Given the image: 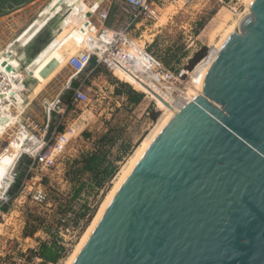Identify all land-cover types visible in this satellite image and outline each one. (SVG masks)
<instances>
[{"label":"rangeland","instance_id":"rangeland-1","mask_svg":"<svg viewBox=\"0 0 264 264\" xmlns=\"http://www.w3.org/2000/svg\"><path fill=\"white\" fill-rule=\"evenodd\" d=\"M156 1L161 10L160 20L143 22L131 35L177 73L182 69L192 72L202 59L193 63L195 56L204 47L205 56L210 52L213 33L218 39L225 31V23L212 28V21L222 8L226 16L230 14L229 21L248 12V0H197L192 5ZM41 5L44 8H38L40 12L22 34L26 43L41 32L47 36L45 43L37 45L27 65L32 70L29 75L34 78L30 99H35L36 108L13 113V108L3 102L4 108H0V264H65L96 217L122 167L173 100L158 97L133 73L123 70L117 76L105 66L91 64L87 72L75 73L69 64L70 56L91 48L94 44L91 38H97L96 29L89 23L94 7L85 0H49ZM235 29L238 31V25ZM2 51L0 47L1 55ZM65 54L69 55L63 64L48 76L55 62ZM18 63L13 60V64ZM2 66L7 72L13 69L11 64ZM187 79L190 80V75ZM79 85L89 91L87 104L73 102L74 88ZM61 93L66 100L61 99L59 105L67 104V107L64 111L53 109L48 131L51 134L73 127L75 132L52 166L31 169L35 150L31 149L30 140L37 141L39 134H44L42 126L47 120L44 99L52 102ZM136 93L143 94L139 102L135 101ZM17 98L21 106L27 97L18 94ZM29 116L39 125L34 134L21 131ZM24 144L29 147L25 148ZM19 179L18 190L12 196L9 190ZM9 183L11 186L5 191ZM60 246L64 247L62 257L58 262H48L46 254Z\"/></svg>","mask_w":264,"mask_h":264},{"label":"water","instance_id":"water-1","mask_svg":"<svg viewBox=\"0 0 264 264\" xmlns=\"http://www.w3.org/2000/svg\"><path fill=\"white\" fill-rule=\"evenodd\" d=\"M248 5L71 264H264V0ZM24 57L27 66L32 58Z\"/></svg>","mask_w":264,"mask_h":264},{"label":"built area","instance_id":"built-area-1","mask_svg":"<svg viewBox=\"0 0 264 264\" xmlns=\"http://www.w3.org/2000/svg\"><path fill=\"white\" fill-rule=\"evenodd\" d=\"M85 1L94 7L90 13L89 23L96 29L97 38H91L94 42L93 47L85 48L70 56L69 64L75 72L78 74L87 72L94 59L95 66H105L115 74L120 70L137 73L136 75L146 79L151 90L161 97H175L180 94V91H183L191 81V70L182 69L179 73L172 71L145 46L138 45L137 40L131 35L132 30L138 29L142 21L158 22L160 20L161 10L156 0H113L110 2L109 0H99L98 4L95 0ZM118 1L122 4L121 15H125L124 17L127 19L125 25L117 27L113 25V22L118 18L119 8L116 5ZM167 1L174 4L192 5L197 0ZM112 12H114L113 15ZM2 50L3 54H0V108H4L2 102L7 103L9 108H13V113H16L18 110L28 108L32 102L29 100V96H26L24 104L16 106L18 94L28 92L33 77L29 75L31 70L21 62L22 57L17 51L10 48ZM13 60H17L20 64H13ZM3 63L11 64L13 69L7 72L2 66ZM116 75L118 76V74ZM189 75L190 80L187 79ZM89 101L90 94L86 88L81 85L74 88L73 102L87 104ZM59 102H61V97L54 103H51L48 98L44 99L47 120H44L42 126L44 134H39V137L36 135L37 141L30 140L32 141L31 149L35 150L32 152L34 158L30 166L31 169L35 166L43 168L52 166L56 158L66 150L71 135L75 132L73 127L63 132L53 131L51 134L48 131L53 109L58 107L63 108L64 111L66 108V106L61 107ZM38 126L37 123L35 124V120L29 116L26 123L21 125V131L33 133V130L35 131Z\"/></svg>","mask_w":264,"mask_h":264},{"label":"bare ground","instance_id":"bare-ground-1","mask_svg":"<svg viewBox=\"0 0 264 264\" xmlns=\"http://www.w3.org/2000/svg\"><path fill=\"white\" fill-rule=\"evenodd\" d=\"M97 3V2H96ZM247 5V10L248 12L251 11V8H250V5H248V3L246 4ZM245 14V13H243ZM230 17V14L229 16H226L225 15V11L224 9L222 8L216 15H215V18L213 19L212 21V28H214L215 26H218L219 28L221 27V25H223L224 23L226 25V28H225V31L222 33L221 29H216V30H221L219 32H221L222 34L220 35V37L218 39H215L214 38V35H217L216 33H213V37L211 38V42L210 43V52L208 53V55L201 61L198 63V65L195 67V69L190 73L191 74V81L186 85V87L183 89V91H180V94L178 96H175V97H172V101H171V104L169 105L168 109L166 110L165 114L163 115V117L161 118V120L159 121L158 124H156L155 128L151 131V133L149 134V136L147 138H145L141 144L138 146V148L136 149V151L134 152V154L130 157L129 161L122 167L116 181H115V184L113 186V188L109 191L108 195L106 196L104 202L102 203L96 217L94 218L93 222L91 223V225L89 226V228L87 229V231L85 232V234L83 235L82 239L80 240V242L77 244V246L75 247L74 251L70 254V256H68V259L66 260L65 264H71L73 259L75 258L77 252L79 251L80 247L82 246L83 244V240L86 239L87 235L89 234V232L91 231V229L94 227V225L96 224L98 218L100 217L108 199L110 198V196L112 195V193L114 192V190L116 189V187L118 186V184L120 183V181L122 180V178L124 177V175L127 173V171L129 170L130 166L132 165V163L134 162V160L137 158V156L140 154V152L143 150V148L146 146V144L148 143V141L151 139V137L154 135V133L156 132V130L159 128V126L161 125V123L164 121V119L167 117V115L170 113V111L173 109V107L177 104V102L182 98V96L185 94V92L189 89V87L195 82V80L205 71V69L211 64V62L213 61V59L215 58V56L220 52V50L222 49V47L225 45V43L228 42V40H230V38L238 31H236L235 27L238 25L239 23V20L240 18L242 17H239V19H235L233 17L232 20L229 21V18ZM232 17V16H231ZM165 18L162 19V21H164ZM71 27V26H70ZM73 27V26H72ZM62 29V28H61ZM224 29V28H223ZM67 30V29H66ZM214 31V32H218V31ZM77 31V30H76ZM66 33V32H65ZM77 33V32H76ZM61 34V33H60ZM64 34V32H63ZM79 34V33H78ZM72 35V34H70ZM75 36V35H74ZM73 36V37H74ZM67 37V36H66ZM218 37V36H217ZM65 38V37H64ZM63 38V39H64ZM71 38V37H70ZM75 38V37H74ZM81 40V39H80ZM79 40V41H80ZM62 41V40H61ZM71 41V40H70ZM69 41V42H70ZM68 42V41H67ZM66 42V44H67ZM61 43V42H60ZM73 45V44H72ZM140 45V44H138ZM50 46V45H49ZM141 46V45H140ZM93 47V44L92 46ZM143 47V46H142ZM57 49V48H56ZM43 50V49H42ZM61 50V49H60ZM75 50V48H73L70 52L72 53L73 51ZM40 51V50H39ZM45 52V50H44ZM48 52H51L48 51ZM40 53V52H39ZM50 54V53H49ZM69 54H65L64 57L58 59L56 62H55V66H54V69L52 70V72L48 75L50 76L52 73L55 72V70L57 68H59L64 60H65V57H67ZM33 55V54H32ZM45 57V56H44ZM47 57V56H46ZM49 57V56H48ZM47 59V58H46ZM36 62V61H35ZM52 62V61H51ZM29 63V62H28ZM49 64V63H48ZM44 68V67H43ZM32 71V70H31ZM125 71V70H123ZM128 72V71H126ZM76 73V72H75ZM74 73V75H75ZM137 73H135L134 75L139 78V81L145 83L146 85L149 86L148 84V81L144 78H142L140 75H136ZM73 75V77H74ZM47 76V77H48ZM72 77V78H73ZM71 82V81H70ZM150 87V86H149ZM61 95V94H60ZM60 95L57 97L56 100H53L51 103H54L56 101L59 100V97ZM90 114V113H89ZM25 148L29 147L28 145L24 144ZM25 151H27L26 149H24ZM10 174V173H9ZM10 178V177H9ZM10 185V183H9ZM8 185V186H9ZM7 186V187H8ZM7 190V188L5 189V191Z\"/></svg>","mask_w":264,"mask_h":264},{"label":"crops","instance_id":"crops-1","mask_svg":"<svg viewBox=\"0 0 264 264\" xmlns=\"http://www.w3.org/2000/svg\"><path fill=\"white\" fill-rule=\"evenodd\" d=\"M9 1L13 2V4L15 5V8L7 7V3ZM42 1L47 2L49 0H32L30 2H23L20 4H16V0H0V4L3 6L4 11H5V14L0 16V47L1 49H6V48L14 49L20 55L22 54L23 57L26 56L25 54H28L29 57L33 58L35 54V50L38 48L37 43H36V41H38V38L36 37L37 38L36 41L31 40L30 42L26 43L23 40V35L19 38L18 36L22 34V32L29 26L31 21L40 12V10L44 8V6L41 5ZM110 1H113V0H109V2ZM116 5L119 8V13H117L118 14L117 17L119 19H116L113 22V25L118 27L123 24L125 25L126 23L125 20L127 18L124 17L125 15L123 14L121 15L122 4L118 1L116 2ZM38 8H41V9L38 10ZM143 22L145 21H142L140 24H142ZM134 30L136 31L137 29H134ZM40 40H44L43 37H41ZM33 80L34 78L32 79V82ZM29 87L30 88L28 92L24 93L26 96H29V100H32L28 108H36V105L34 104L35 99H30L32 91H33V84L31 83ZM43 91L44 90H42V92ZM60 97L62 99L63 97L62 93ZM43 105L45 106V104ZM66 107H67V104H66Z\"/></svg>","mask_w":264,"mask_h":264},{"label":"trees","instance_id":"trees-1","mask_svg":"<svg viewBox=\"0 0 264 264\" xmlns=\"http://www.w3.org/2000/svg\"><path fill=\"white\" fill-rule=\"evenodd\" d=\"M23 0H16V4H20L22 3ZM206 54V47H204L196 56H195V60L193 61V63H197L201 58H203ZM92 65L94 64L95 65V60L93 59L92 60ZM198 65V64H197ZM73 85L75 86L76 85V82H72ZM143 97V94L142 93H136L135 95V101L136 102H139L141 101ZM18 101L16 102V106L18 107L19 106V98L17 99ZM62 100L65 101V97L63 96L62 97ZM21 182V179L17 180L13 186L10 188L9 190V194L10 195H15L16 191L18 190V187H19V184ZM64 250V247L63 246H60L58 248H54V250H51L49 251L48 254H46L45 258L48 260V262H52V263H55V262H58V260L62 257V252Z\"/></svg>","mask_w":264,"mask_h":264}]
</instances>
